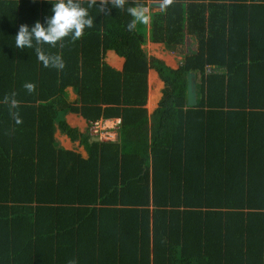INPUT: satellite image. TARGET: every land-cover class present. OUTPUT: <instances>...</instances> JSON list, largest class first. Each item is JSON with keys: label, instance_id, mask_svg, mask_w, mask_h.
Returning a JSON list of instances; mask_svg holds the SVG:
<instances>
[{"label": "trees", "instance_id": "16d2710c", "mask_svg": "<svg viewBox=\"0 0 264 264\" xmlns=\"http://www.w3.org/2000/svg\"><path fill=\"white\" fill-rule=\"evenodd\" d=\"M152 2L164 7L149 39L183 55L177 70L147 58L138 27L126 30V8ZM50 8L0 0V264H264V0H128L120 10L93 0L85 35L39 46L62 70L14 48L19 26ZM107 51L125 59L122 74L103 65ZM150 68L165 84L151 117ZM66 88L82 109L61 98ZM67 112L121 116L122 140L83 136L87 159L60 148L56 126L80 138Z\"/></svg>", "mask_w": 264, "mask_h": 264}, {"label": "clouds", "instance_id": "9594fccd", "mask_svg": "<svg viewBox=\"0 0 264 264\" xmlns=\"http://www.w3.org/2000/svg\"><path fill=\"white\" fill-rule=\"evenodd\" d=\"M48 2L51 4V14L46 16L43 21H35L31 26L21 24L14 36V48L20 50L34 49L36 59L41 62L43 67L62 70L65 67L62 57L50 54L39 46L48 45L56 47L66 40L74 42L85 35V30L93 26V19L89 14V8L93 6V0H89L87 7L82 5L81 0H48ZM166 2H170V0H166ZM107 3L112 8L120 10L125 7L128 0H107ZM126 11L131 17L125 26L126 30L130 33L137 30L138 25L147 26L151 22V14L141 6H128ZM211 73L212 69L210 73L205 72L206 75ZM23 87L31 93L34 91L35 85L27 82ZM14 97L15 93L11 97H5L10 107L13 108L17 104ZM17 122L19 121L17 120ZM71 264H74V262H71Z\"/></svg>", "mask_w": 264, "mask_h": 264}, {"label": "crops", "instance_id": "0c3cea01", "mask_svg": "<svg viewBox=\"0 0 264 264\" xmlns=\"http://www.w3.org/2000/svg\"><path fill=\"white\" fill-rule=\"evenodd\" d=\"M150 11L156 12L158 9L161 8H151L149 5ZM163 8V7H162ZM151 14V13H150ZM147 31V43L144 45V50L149 60L155 59L162 62L167 68L177 70L181 64L183 63L184 57L183 55L179 54L178 52H172L166 49L163 44L160 43H152L149 39V25L146 27ZM192 45L191 41H187V46H185L186 50L188 46ZM185 50V51H186ZM187 52V51H186ZM126 61L123 57L119 56L115 51H107L104 59L103 65L105 67L110 68L111 70L122 74L125 68ZM197 78V76H196ZM147 97L146 103L144 108L148 112V116L151 117L156 110H158L160 102L163 98V91L165 88V84L161 79L159 73L154 69L150 68L147 74ZM61 98L69 104L71 108L75 109H82L81 104L79 103L78 96L73 88H66L64 95ZM56 99V98H55ZM108 108V106L103 105V109ZM120 109H125L123 106L119 107ZM65 115L66 124L78 133L80 136L79 139L73 141L68 135L63 134L58 126H56L57 130L55 131L54 138L57 142V145L67 151H74L80 154L83 158H88V152L85 146L82 144L83 136H86L90 143H100L105 142L109 144H119L121 137V126H122V117L121 116H113L109 118L101 117L96 121H107L111 127L115 126V128H111L109 130L111 134L110 140H102L100 138H95L91 136L90 133V125L92 122V118L88 119L86 116L82 114V112H67ZM120 121V124L117 123ZM151 123V121H150ZM97 139V142L95 141Z\"/></svg>", "mask_w": 264, "mask_h": 264}, {"label": "water", "instance_id": "95a60500", "mask_svg": "<svg viewBox=\"0 0 264 264\" xmlns=\"http://www.w3.org/2000/svg\"><path fill=\"white\" fill-rule=\"evenodd\" d=\"M151 8H162L164 3L152 2L150 3ZM187 106L196 107L197 106V79L196 74L190 73L188 75V92H187ZM97 142V139H95Z\"/></svg>", "mask_w": 264, "mask_h": 264}, {"label": "built area", "instance_id": "2783aa9c", "mask_svg": "<svg viewBox=\"0 0 264 264\" xmlns=\"http://www.w3.org/2000/svg\"><path fill=\"white\" fill-rule=\"evenodd\" d=\"M145 10L148 11L149 8H146ZM206 71L210 73L211 68L208 67ZM119 124H120V121L117 123V125ZM111 128H115V126L111 127L107 121H95V122H92L90 125V133H91V136L95 138H100L102 140H110L111 134L109 130Z\"/></svg>", "mask_w": 264, "mask_h": 264}, {"label": "rangeland", "instance_id": "374dc122", "mask_svg": "<svg viewBox=\"0 0 264 264\" xmlns=\"http://www.w3.org/2000/svg\"><path fill=\"white\" fill-rule=\"evenodd\" d=\"M151 11H150V13H151V17H152L153 14H152ZM146 27L145 26L138 25V30H140L141 32H143V33H145L147 35V31H146L147 28Z\"/></svg>", "mask_w": 264, "mask_h": 264}]
</instances>
